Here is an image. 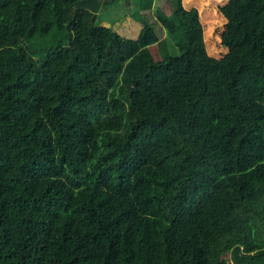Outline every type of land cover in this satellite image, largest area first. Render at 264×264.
I'll return each mask as SVG.
<instances>
[{
	"label": "trees",
	"instance_id": "16d2710c",
	"mask_svg": "<svg viewBox=\"0 0 264 264\" xmlns=\"http://www.w3.org/2000/svg\"><path fill=\"white\" fill-rule=\"evenodd\" d=\"M175 1L0 0V264H264V0Z\"/></svg>",
	"mask_w": 264,
	"mask_h": 264
},
{
	"label": "rangeland",
	"instance_id": "374dc122",
	"mask_svg": "<svg viewBox=\"0 0 264 264\" xmlns=\"http://www.w3.org/2000/svg\"><path fill=\"white\" fill-rule=\"evenodd\" d=\"M109 3L108 10L100 12L99 25L113 28L126 38L137 39L141 32L142 26L134 17L136 11L135 0H103ZM176 8L175 0H156L153 9L146 11L145 14L152 18V23L156 24L158 34L161 40H166L170 52L173 56L179 55V49L173 42L170 33L158 21L157 10L160 8L165 14L170 15L173 9ZM116 20V21H115ZM39 38V47L51 46L52 40Z\"/></svg>",
	"mask_w": 264,
	"mask_h": 264
}]
</instances>
